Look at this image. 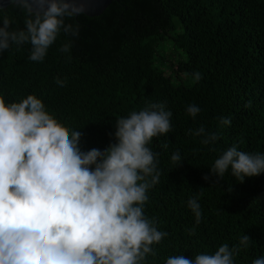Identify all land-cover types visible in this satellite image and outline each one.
Here are the masks:
<instances>
[{"label": "trees", "instance_id": "1", "mask_svg": "<svg viewBox=\"0 0 264 264\" xmlns=\"http://www.w3.org/2000/svg\"><path fill=\"white\" fill-rule=\"evenodd\" d=\"M1 10L15 20L13 29L25 27L19 8ZM66 22L79 26L78 37L61 33L43 62L29 59L28 44L0 55V95L6 102L41 98L69 134L82 133L85 152L116 143L117 118L165 104L172 131L150 145L161 175L145 214L168 235L147 264L231 248L244 235L251 242L235 264L264 256V174L241 183L230 170L220 179L210 169L233 145L264 153V0H113L99 16ZM69 40L70 52L60 51ZM192 104L201 109L195 119L186 112ZM200 127L220 139L204 144L192 134ZM193 197L201 205L199 224L187 207Z\"/></svg>", "mask_w": 264, "mask_h": 264}, {"label": "clouds", "instance_id": "2", "mask_svg": "<svg viewBox=\"0 0 264 264\" xmlns=\"http://www.w3.org/2000/svg\"><path fill=\"white\" fill-rule=\"evenodd\" d=\"M14 8L24 12L25 27L13 29L15 20L0 10V55L28 44L29 59L43 62L61 33L79 35V26L66 22L83 14L77 0H14ZM71 47L69 40L60 51L69 53ZM56 83L65 86L59 78ZM200 111L195 104L186 109L193 119ZM171 117L163 103L132 111L117 118L116 143L85 152L79 146L82 133L69 134L41 98L6 102L0 95V264H147L148 256L156 255L154 246L168 235L145 214L148 194L161 175L159 153L150 145L172 131ZM220 123L230 126L231 120ZM192 134L203 136L204 144L220 139L204 127ZM171 160L177 166L182 162L179 153ZM210 169L220 179L230 170L243 183L264 174V153L233 145ZM187 207L199 224L198 199H189ZM250 242L244 235L231 248L225 243L194 259L174 255L165 264H235L240 248ZM252 264H264V256Z\"/></svg>", "mask_w": 264, "mask_h": 264}, {"label": "water", "instance_id": "3", "mask_svg": "<svg viewBox=\"0 0 264 264\" xmlns=\"http://www.w3.org/2000/svg\"><path fill=\"white\" fill-rule=\"evenodd\" d=\"M113 0H77L84 7L83 14L99 16L112 3ZM14 5V0H0V10Z\"/></svg>", "mask_w": 264, "mask_h": 264}]
</instances>
